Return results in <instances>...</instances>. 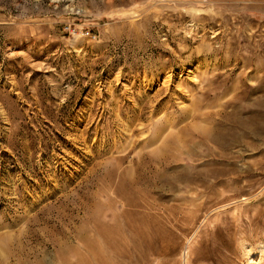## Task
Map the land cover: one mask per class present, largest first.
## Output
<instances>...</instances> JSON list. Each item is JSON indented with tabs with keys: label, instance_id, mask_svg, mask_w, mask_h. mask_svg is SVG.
Listing matches in <instances>:
<instances>
[{
	"label": "rangeland",
	"instance_id": "1",
	"mask_svg": "<svg viewBox=\"0 0 264 264\" xmlns=\"http://www.w3.org/2000/svg\"><path fill=\"white\" fill-rule=\"evenodd\" d=\"M0 264H264V0H0Z\"/></svg>",
	"mask_w": 264,
	"mask_h": 264
}]
</instances>
